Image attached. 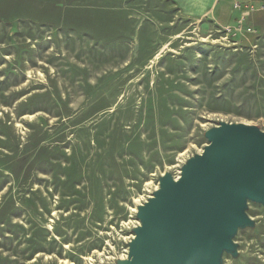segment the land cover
Masks as SVG:
<instances>
[{
    "label": "rangeland",
    "instance_id": "obj_1",
    "mask_svg": "<svg viewBox=\"0 0 264 264\" xmlns=\"http://www.w3.org/2000/svg\"><path fill=\"white\" fill-rule=\"evenodd\" d=\"M223 4L220 25L174 0H0V264H129L206 130H264V0ZM243 211L220 264H264V203Z\"/></svg>",
    "mask_w": 264,
    "mask_h": 264
},
{
    "label": "water",
    "instance_id": "obj_2",
    "mask_svg": "<svg viewBox=\"0 0 264 264\" xmlns=\"http://www.w3.org/2000/svg\"><path fill=\"white\" fill-rule=\"evenodd\" d=\"M204 136L202 152L139 208L129 264H220L231 235L250 222L247 199L264 203V130L222 123Z\"/></svg>",
    "mask_w": 264,
    "mask_h": 264
},
{
    "label": "crops",
    "instance_id": "obj_3",
    "mask_svg": "<svg viewBox=\"0 0 264 264\" xmlns=\"http://www.w3.org/2000/svg\"><path fill=\"white\" fill-rule=\"evenodd\" d=\"M174 1L182 5L186 9V11L190 14L209 15L213 17L216 21L219 20V18L221 17V13H219L220 15L219 16L218 12H216L217 8L220 10L224 6L223 0H174ZM235 11H238L237 8H235ZM241 15H245L244 12H241ZM239 16H240L239 13L233 14L234 21L239 19ZM217 22L219 23V21Z\"/></svg>",
    "mask_w": 264,
    "mask_h": 264
},
{
    "label": "built area",
    "instance_id": "obj_4",
    "mask_svg": "<svg viewBox=\"0 0 264 264\" xmlns=\"http://www.w3.org/2000/svg\"><path fill=\"white\" fill-rule=\"evenodd\" d=\"M239 4H236V6H238ZM228 29L230 28V27H227ZM249 30H250V28H249Z\"/></svg>",
    "mask_w": 264,
    "mask_h": 264
}]
</instances>
